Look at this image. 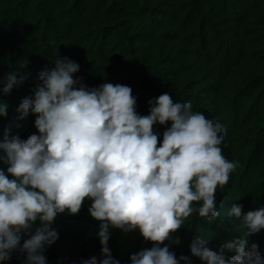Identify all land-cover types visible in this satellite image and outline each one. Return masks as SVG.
<instances>
[{"label": "trees", "instance_id": "trees-1", "mask_svg": "<svg viewBox=\"0 0 264 264\" xmlns=\"http://www.w3.org/2000/svg\"><path fill=\"white\" fill-rule=\"evenodd\" d=\"M64 58L80 65L74 78L88 88L130 86L141 115L149 114L150 99L167 92L222 125L223 155L237 167L217 188L221 215L212 222L195 213L186 218L164 242L177 258L204 264L190 252L198 234L216 251L245 235L228 212L234 205L243 212L264 207V0H0V79L11 71L24 77L9 94L0 91L9 105L0 140L6 127L22 139L38 133L35 116L20 120L16 109L33 94L39 73ZM154 130L162 139L165 126ZM90 203L86 198L79 214L56 218L59 239L45 252L48 264L100 257V222L89 215ZM248 239L264 252V229ZM152 243L138 231L113 229L109 247L120 264H130L133 253ZM3 264H23V256L14 251Z\"/></svg>", "mask_w": 264, "mask_h": 264}, {"label": "clouds", "instance_id": "clouds-1", "mask_svg": "<svg viewBox=\"0 0 264 264\" xmlns=\"http://www.w3.org/2000/svg\"><path fill=\"white\" fill-rule=\"evenodd\" d=\"M79 71L69 58L42 70L33 94L16 109L20 120L35 116L38 133L22 139L6 127L0 140V162L7 166L0 168V264L14 251L23 264H48L45 252L59 239L56 218L79 214L86 198L89 215L100 222L101 255L80 264H120L109 247L113 229L138 231L153 242L133 253L130 264H191L164 242L194 213L209 222L221 215L217 188L237 167L223 155L222 125L167 92L150 99L149 114L141 115L130 86L88 88L74 78ZM23 80L8 72L0 91L7 95ZM8 108L0 101V117ZM157 124L165 126L162 139ZM228 216L245 235L224 240L216 251L198 234L191 255L204 264H264V252L248 239L264 229V207L243 212L234 205Z\"/></svg>", "mask_w": 264, "mask_h": 264}]
</instances>
